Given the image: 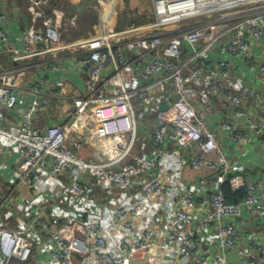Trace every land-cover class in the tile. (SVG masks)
Segmentation results:
<instances>
[{
  "label": "built area",
  "instance_id": "built-area-1",
  "mask_svg": "<svg viewBox=\"0 0 264 264\" xmlns=\"http://www.w3.org/2000/svg\"><path fill=\"white\" fill-rule=\"evenodd\" d=\"M51 1L24 0L31 20L21 48L9 42L0 9V52L14 65L52 55L45 69L83 71L84 92L67 97L63 123L35 128L53 89L64 92L37 79L18 120L6 123L17 106L11 77L24 69L1 74L0 153L16 151L19 190L42 189L64 206L52 199L47 215L36 205L21 227H0L2 259L31 264L40 241L46 251L36 264H264L262 183L236 175L237 157L204 119L221 99L228 114L220 130L231 145L264 138V119L245 111L259 94L232 78L235 60L264 79V53H254L264 0H151V22L110 32L105 11L99 34L70 43L63 27L76 28V17L61 22ZM63 51L70 55L56 57ZM225 183L245 189L244 200L227 202ZM244 213L263 234L252 232L245 244Z\"/></svg>",
  "mask_w": 264,
  "mask_h": 264
},
{
  "label": "crops",
  "instance_id": "crops-1",
  "mask_svg": "<svg viewBox=\"0 0 264 264\" xmlns=\"http://www.w3.org/2000/svg\"><path fill=\"white\" fill-rule=\"evenodd\" d=\"M81 1L82 0H61L60 4H56L54 3V0H52L48 7V10L54 8L62 12L63 16L60 19L61 22L64 18L76 17V28L64 29L63 27L62 41L64 43L92 37L97 33H100L101 16L106 11V7H101L102 1H98L97 4L98 6L100 5L99 11L94 13L95 15H86L84 17L85 8L83 5H80ZM0 9L4 10L8 15L5 23L1 26L6 30L9 42L15 48H21L22 34L24 29H27L28 25H30L31 20V16L26 11L24 0H0ZM21 17H24V20H22ZM20 23H23L24 26L21 27ZM115 23L116 12L110 11L106 24L108 31L112 32L122 29L117 27ZM82 24L88 27L87 32H83V28L81 27ZM67 30L69 31L67 32ZM257 52L261 54L264 53V38L254 48V53ZM68 55H70L69 52L63 51L57 53L56 57L62 58ZM52 58V55H48L45 58H34L27 62H23V64L14 65L0 52V75L3 73H11L15 67L24 69L23 72L14 73L11 77V83L14 84L18 90L16 93L17 106L14 111L7 114L6 117L8 120L6 123L18 120V109L27 106L29 102V97L26 96L27 91L30 85H33L37 79H41L42 81L48 80L51 83H61L64 92H62L58 86L53 89V93L56 97L43 104V108L32 120V125L35 128L43 129L51 123L61 124L67 119L65 118L66 116L61 113L60 108L66 102L67 97L71 96V94H74L73 96H81L83 94L86 75L83 71L81 72L69 65H66L67 71L64 74L54 75L45 69V62ZM234 62L235 68L232 71L233 80H240L243 85L250 87L258 93L261 99L260 103H255L251 100L247 101L245 104V111H255L258 118L264 119V79L252 75L248 68L240 61L234 60ZM213 105L215 108V114L204 117L208 127L216 133L218 143L223 148L227 149L230 154L232 153V156L237 157L238 163L234 170L236 175H240L246 185L249 181L262 183V186L258 189V195L260 198L264 199V138L260 137L255 139L251 144L241 145L240 147L231 145L221 132L219 125L220 121L228 114L225 103L224 101H221V99H214ZM239 124L242 128L246 127L243 121H240ZM17 165L18 158L14 149H8L0 153V227H21L23 222L21 216L23 218L29 213V210L36 205L44 206L45 209L43 210V214L47 215L49 213L48 205L52 199H55L57 206H64L60 200V196H56L53 193H45L42 189L38 191L39 193L37 196H34L32 191L26 189L19 190V186L17 185V175L15 172ZM46 183H49L54 189H59V179H50L46 181ZM59 207L58 209H60ZM242 223L243 244L246 243L247 237L254 231L261 234L260 238L263 237L258 223L247 213L243 214ZM52 228L56 229L53 226ZM45 247L44 243L40 241L35 242L33 261L31 264H36L40 258L44 259L46 251ZM0 264L19 263L15 260L5 261L0 256Z\"/></svg>",
  "mask_w": 264,
  "mask_h": 264
},
{
  "label": "rangeland",
  "instance_id": "rangeland-1",
  "mask_svg": "<svg viewBox=\"0 0 264 264\" xmlns=\"http://www.w3.org/2000/svg\"><path fill=\"white\" fill-rule=\"evenodd\" d=\"M101 2V7H106L108 0H82L80 5L85 8L84 17L86 15H95L99 11L97 2ZM151 0H115L110 11L116 12L115 25L120 28H129L131 26H141L146 22H151L150 14ZM82 17V18H84ZM81 18V19H82ZM82 21V20H81ZM83 32H87L86 26L82 24ZM81 28V32H82ZM141 130V129H139Z\"/></svg>",
  "mask_w": 264,
  "mask_h": 264
},
{
  "label": "trees",
  "instance_id": "trees-1",
  "mask_svg": "<svg viewBox=\"0 0 264 264\" xmlns=\"http://www.w3.org/2000/svg\"><path fill=\"white\" fill-rule=\"evenodd\" d=\"M61 0H54V3L60 4ZM221 192L225 198V200L229 203H240L244 200L246 196V190L241 189L238 191H232L230 185L228 183H225L221 187Z\"/></svg>",
  "mask_w": 264,
  "mask_h": 264
},
{
  "label": "bare ground",
  "instance_id": "bare-ground-1",
  "mask_svg": "<svg viewBox=\"0 0 264 264\" xmlns=\"http://www.w3.org/2000/svg\"><path fill=\"white\" fill-rule=\"evenodd\" d=\"M115 0H109L107 1V4H106V13L109 14L113 4H114Z\"/></svg>",
  "mask_w": 264,
  "mask_h": 264
},
{
  "label": "water",
  "instance_id": "water-1",
  "mask_svg": "<svg viewBox=\"0 0 264 264\" xmlns=\"http://www.w3.org/2000/svg\"><path fill=\"white\" fill-rule=\"evenodd\" d=\"M21 19L24 20V17H21ZM20 26L23 27L24 26L23 23H20ZM160 108H161V110H164L165 109L164 106H161Z\"/></svg>",
  "mask_w": 264,
  "mask_h": 264
}]
</instances>
